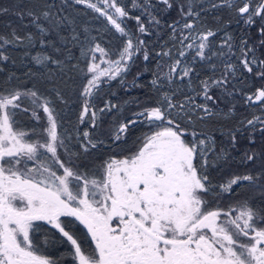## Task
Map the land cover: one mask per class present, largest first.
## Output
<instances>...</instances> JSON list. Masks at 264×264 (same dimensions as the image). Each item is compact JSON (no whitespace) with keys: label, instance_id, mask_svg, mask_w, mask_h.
<instances>
[{"label":"snow or ice","instance_id":"snow-or-ice-1","mask_svg":"<svg viewBox=\"0 0 264 264\" xmlns=\"http://www.w3.org/2000/svg\"><path fill=\"white\" fill-rule=\"evenodd\" d=\"M81 5L93 12L91 21L103 18L101 28L83 21L77 29V18L69 10ZM173 6V0H13L11 7H0V16L11 14L21 29H34L21 35L9 21L5 27L10 32L0 33V62L11 59L10 46L23 48L28 56L37 42L57 54L70 44L63 59L42 51L31 59L79 74L82 83L72 101L80 105L78 123L90 122L95 131L106 115L117 113L107 129L115 150L89 158L105 141L88 130L80 133L78 125L70 131L63 109L57 107L69 105L61 90L53 88L54 96H49L35 86H8L12 76L0 85V264H61L45 251L65 244L73 264H264V115L240 122L252 131L238 164L232 151L239 143V129L222 130L231 147L219 149L215 137L205 131L207 121L227 118L235 110L233 105L221 112L213 90L233 97L239 92L237 73L251 74L254 67L255 76L264 81V59L257 55L264 49V0H182L176 5L179 18L168 23L163 17ZM226 6L249 27L261 21L253 43L248 36L234 45L229 34L219 46L212 43L219 29L207 27L202 13ZM133 10L139 14L131 15ZM129 20L135 22V32ZM69 28L70 35L62 34L61 29ZM165 29L170 32L162 41ZM112 30L122 41L114 49L101 43ZM153 35L162 49L156 56L168 63L157 64L149 82L150 98L133 97L121 105L105 101L97 108L104 84L119 79L124 85L137 56L150 59L143 37ZM77 47L79 57L72 52ZM236 47L242 57L238 64L232 62ZM74 59L77 63H70ZM197 62L221 74L194 86ZM200 97L203 102H198ZM253 98L264 104V84L246 95L245 103ZM133 106L136 110L124 115ZM22 113H30L39 128L18 127L16 117ZM137 124L147 131L129 146ZM77 146L81 151H73ZM233 164L245 171L233 173ZM212 170L229 175L214 183ZM236 188L253 192L221 207L225 196L237 194ZM86 237L94 247L84 246Z\"/></svg>","mask_w":264,"mask_h":264},{"label":"trees","instance_id":"trees-1","mask_svg":"<svg viewBox=\"0 0 264 264\" xmlns=\"http://www.w3.org/2000/svg\"><path fill=\"white\" fill-rule=\"evenodd\" d=\"M211 2V0H210ZM13 0H0V7H11ZM59 3V0H57ZM182 3V0H173V8L167 12V14L163 17L165 21L171 23L173 20L179 18V11L176 5ZM161 9L164 8V5H159ZM207 7V4L205 5ZM73 16L77 18V29L79 30L80 25L83 21H91L92 16L94 15L90 9H85L84 6H75V10H69ZM85 11L87 15H85ZM139 14L137 11L133 10L131 15ZM219 17V21L216 18ZM202 20L205 22L206 26L219 31L214 38H210L212 43L216 46H219L221 40L225 37L226 34H229L233 37V43L238 44L241 38L251 36L253 40H249V43H253L256 39L257 34V27L261 23L259 19L256 20V25L249 27L246 25L243 20L236 15V13L230 10L227 6L224 8H220L217 10L208 9L207 12L202 13ZM11 21V27L17 29V31L23 35L25 31L32 32L34 29L20 28V21L16 19L15 16L3 15L0 16V33H9L11 28L5 27V25ZM94 28H101L105 21L103 18L91 21ZM128 26L135 32V22L129 20ZM62 34L68 36L70 35V28L69 29H61ZM170 29H165L161 40H166L169 35ZM93 35H96V32L93 31ZM83 38V37H82ZM146 39L148 43V49L150 52V59L148 61H144L143 55L140 54L135 59L134 63L131 66L130 71L124 77L126 83L121 85L119 79L110 81L107 84H104L99 92L95 100V104L97 108L103 107L105 101H111L112 103L121 105L123 101L128 100L133 97H139L141 100L145 98H150V80L153 78L152 74L156 70V66L158 63L167 64V58H160L156 56L157 52H160L162 49L160 48L159 44L156 43L157 37L155 35L150 37H143ZM106 41H111V43H106ZM122 41L118 38V34H115L114 30L106 33L104 35L103 40L101 41L102 46L106 48H116ZM57 47H61L59 43L56 45ZM171 47V44L168 45ZM71 47V45H66L61 49V53L57 54L54 53L52 48L44 46L42 47L38 42L36 47L32 49L31 54L28 56H24L23 48H16L11 49L10 46V55L11 59L6 62H0V85H3L5 81H8V77L12 76L13 79L8 83V86H23L27 88H32L35 86L41 92H45L46 95L54 96L52 92L53 88L61 90L64 93L65 99L69 101V105L65 107L62 104H58L57 107L63 109V115L66 120V126L69 127L70 131L78 125V130L82 133L85 130H88L94 137L104 140V146L98 147L96 150H93L90 153L89 158L92 157H105L109 152L114 151V145L107 140V129L110 127L109 121L113 119V117L117 116L116 112H113L112 115H106L104 118L103 125L96 129L95 131L92 130L89 123H78L77 116L80 111L79 103L73 104L72 101L76 99V89L81 85L82 81L79 78V74L76 72L73 73H66L61 72L56 65L48 63L47 66L44 65H37L34 61H32V55H35L37 52H43L49 56H52L54 59H63V53L66 51L67 48ZM227 51V49H225ZM72 52L74 56L79 57L80 52L79 48H72ZM235 55L232 57V62L238 64L239 60L242 58L240 54L239 47L234 48ZM257 55L264 59V49H259ZM99 58V54H97ZM190 59V57H189ZM15 60V63H13ZM70 63L75 64L77 61L74 59ZM213 63H219V60L214 58ZM85 65L83 62L80 63V67L83 68ZM103 66V65H102ZM197 72L198 76L194 75L192 77L193 85L195 86L199 80H203L209 76H216L218 77L221 73L216 71L213 73L209 66H205L204 64L197 62L193 65ZM164 71L165 69H160ZM53 73V76L48 77L47 74L49 72ZM256 71L258 68H253V73L249 74L246 71H241L237 73V79L234 81L236 87L239 89V92L234 95L233 97H222L219 90H213L212 95L218 98V105L219 110L221 112H227L229 107L235 106L234 114L225 118L223 116L214 117L212 120L206 122L205 131H208L213 135L217 142V148L221 147H231L227 141L229 140L228 135H221V131L227 132L230 129H239L237 132V140L239 143L236 146V150L232 151L233 158L239 163V156L245 150L246 147V137L252 131L251 127H241L240 122L246 121L247 119H251L253 115H264V104L260 101H253L251 104H246L244 97L246 95H252L257 88H259L264 81L258 79L255 76ZM31 73V74H29ZM137 73H140L137 76ZM68 75H72L74 78L72 80L68 79ZM187 82V81H185ZM139 84L142 87H131V85ZM128 91H125V89ZM115 93V95H112ZM191 94V93H190ZM198 102H203V98H198ZM135 107L127 108L124 112V115H128L130 111H135ZM16 119L20 122L18 127H21L24 130H29L32 128H39L38 124L30 119L29 113H22L17 115ZM259 128V125H257ZM147 131V126L137 124L136 127L132 130V135L129 136V146L132 143V140L136 137L141 135V133ZM103 133V134H102ZM74 135V133H72ZM257 142L260 141V136L257 133L256 136ZM73 143H76L74 140ZM73 151H81L79 147H74ZM231 171L233 173L239 171H245L244 168H237L236 164L231 166ZM228 171H218L212 170L211 171V178L213 179L214 183L222 182L224 179L228 177ZM247 188V186H246ZM234 194L231 197L225 196L223 201L221 202V207H226L229 203H233L237 199H242L244 196L252 195L253 190L247 189V191H241L240 188H236ZM258 202V201H257ZM78 229L81 232L86 233V229H83V226L78 225ZM87 248H92V244L89 241V237H86V243L84 245ZM69 246L65 245H57L55 247H47L45 254L61 260V264H73L72 259L66 255L67 251H69Z\"/></svg>","mask_w":264,"mask_h":264},{"label":"rangeland","instance_id":"rangeland-1","mask_svg":"<svg viewBox=\"0 0 264 264\" xmlns=\"http://www.w3.org/2000/svg\"><path fill=\"white\" fill-rule=\"evenodd\" d=\"M41 115L43 116V113H41ZM35 122L38 124V126H40L39 122H37V121H35ZM32 139H35V137H32Z\"/></svg>","mask_w":264,"mask_h":264},{"label":"flooded vegetation","instance_id":"flooded-vegetation-1","mask_svg":"<svg viewBox=\"0 0 264 264\" xmlns=\"http://www.w3.org/2000/svg\"><path fill=\"white\" fill-rule=\"evenodd\" d=\"M41 223H43V222H41ZM89 241L91 242V240H90V237H89ZM91 244H92V246L94 247V244L91 242Z\"/></svg>","mask_w":264,"mask_h":264}]
</instances>
